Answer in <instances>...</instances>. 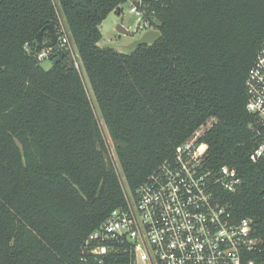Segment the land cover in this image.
<instances>
[{
	"label": "trees",
	"instance_id": "obj_1",
	"mask_svg": "<svg viewBox=\"0 0 264 264\" xmlns=\"http://www.w3.org/2000/svg\"><path fill=\"white\" fill-rule=\"evenodd\" d=\"M122 2L0 0V264H85V239L125 190L136 193L212 119L200 138L205 165L213 174L228 165L242 180L213 193L235 221L252 219L250 258L264 264V157L249 158L257 118L245 88L264 41V0H163L154 5L161 37L131 54L99 44ZM59 16L79 68L67 55L49 69L38 60Z\"/></svg>",
	"mask_w": 264,
	"mask_h": 264
},
{
	"label": "built area",
	"instance_id": "obj_2",
	"mask_svg": "<svg viewBox=\"0 0 264 264\" xmlns=\"http://www.w3.org/2000/svg\"><path fill=\"white\" fill-rule=\"evenodd\" d=\"M162 1L123 0L121 6L127 4L137 16L136 30L147 32L159 30L154 5ZM55 30L60 47L69 48L79 68L60 16ZM55 53L49 45L37 57L42 62ZM245 88L246 110L257 118L251 126L257 145L249 155L256 163L264 157V41ZM214 121L209 120L179 145L174 158L154 171L136 193L125 190V203L113 209L85 239V264H255L250 258L257 244L252 219L235 221L227 205L213 193L214 186L235 192L242 181L228 165L215 174L205 165L207 150L200 138Z\"/></svg>",
	"mask_w": 264,
	"mask_h": 264
},
{
	"label": "rangeland",
	"instance_id": "obj_3",
	"mask_svg": "<svg viewBox=\"0 0 264 264\" xmlns=\"http://www.w3.org/2000/svg\"><path fill=\"white\" fill-rule=\"evenodd\" d=\"M121 7H122V11L120 13H117L116 11H112L107 16V18L104 19L103 22L101 23L100 30L102 32L103 38L99 42V44L102 46L107 45V44H111L118 51H126L125 45L129 44L133 39L142 36L146 32V30L145 29L136 30L137 29V23H138L137 22V16L134 13H131L129 11L127 4L124 3ZM119 23H122L125 27L129 28L130 31H133L135 33L134 37L129 36V35H124V34H119L117 29H116V27ZM73 48H74L75 54L78 56L77 48L74 45H73ZM41 64L45 69H49L52 65V60L51 59H45L41 62ZM83 75H84L85 84L88 88L89 94H90L92 102L94 104L96 114L98 115V117L100 119V123H101V125L105 131L107 142L109 145L110 154H111L112 158L115 160L116 154H115V150L113 147V143H112L110 137L108 136V134L106 132L104 121H103V118L101 116L98 104L94 98V94H93V90H92L89 78H88L87 74L85 73V71L83 72ZM116 166H117L118 170L120 171V173L122 174V170H121V167L119 166L118 162H116ZM122 177H123V174H122Z\"/></svg>",
	"mask_w": 264,
	"mask_h": 264
},
{
	"label": "water",
	"instance_id": "obj_4",
	"mask_svg": "<svg viewBox=\"0 0 264 264\" xmlns=\"http://www.w3.org/2000/svg\"><path fill=\"white\" fill-rule=\"evenodd\" d=\"M49 29L51 31L52 38H53L51 46L56 51L54 58L52 59V62L57 63L58 61H60L62 58H64L67 55L70 67L73 66L74 65V56L72 55V53L66 54V52L60 47L59 38H58V35L56 33L54 26L50 25ZM116 29H117L119 34L129 35L132 37H134V35H135L134 32L127 29L122 23H119L117 25ZM42 34H43V30L40 31L37 35V41H38L39 46L42 45ZM160 37H161V31L160 30H149V31L145 32L142 36L133 39L129 44L125 45L126 53L131 54L134 51H136V49L140 45L154 43ZM107 46H112V45L107 44Z\"/></svg>",
	"mask_w": 264,
	"mask_h": 264
}]
</instances>
